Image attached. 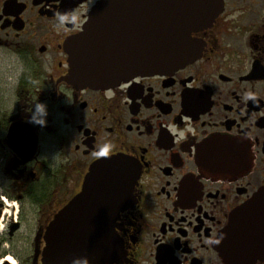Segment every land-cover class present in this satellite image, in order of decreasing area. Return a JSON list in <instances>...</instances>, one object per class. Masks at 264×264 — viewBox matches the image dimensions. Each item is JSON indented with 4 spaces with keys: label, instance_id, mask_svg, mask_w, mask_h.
Instances as JSON below:
<instances>
[{
    "label": "flooded vegetation",
    "instance_id": "af4514ba",
    "mask_svg": "<svg viewBox=\"0 0 264 264\" xmlns=\"http://www.w3.org/2000/svg\"><path fill=\"white\" fill-rule=\"evenodd\" d=\"M100 1L0 0V264H48L51 223L110 158L128 184L104 264H264V219L227 235L264 202V0H194L191 63L82 88L64 44Z\"/></svg>",
    "mask_w": 264,
    "mask_h": 264
},
{
    "label": "water",
    "instance_id": "95a60500",
    "mask_svg": "<svg viewBox=\"0 0 264 264\" xmlns=\"http://www.w3.org/2000/svg\"><path fill=\"white\" fill-rule=\"evenodd\" d=\"M193 1L101 0L81 32L64 44L68 80L82 88L106 89L130 77L168 74L191 63L198 54L191 31L207 23L202 6ZM191 17L199 22L191 23ZM126 169L117 158L91 167L81 192L48 229L44 253L48 264H72L71 258L79 256L96 257L89 264L105 263L120 199L127 189ZM256 202L232 215L227 235L236 224L252 226L264 219V202ZM248 207L251 210L243 213ZM255 230L252 237L258 233ZM73 241H77L75 249Z\"/></svg>",
    "mask_w": 264,
    "mask_h": 264
},
{
    "label": "clouds",
    "instance_id": "9594fccd",
    "mask_svg": "<svg viewBox=\"0 0 264 264\" xmlns=\"http://www.w3.org/2000/svg\"><path fill=\"white\" fill-rule=\"evenodd\" d=\"M60 19H61V21H63V20L65 19V17H64V16H61ZM41 104H42V103H41ZM43 105L45 106V117H46V115H47V108H46V105H45V104H43ZM46 122H47V121H46V119H45V122H44L43 124H46ZM55 158H56L57 160H59L58 155H56ZM73 264H80V260H79V259L74 260V261H73Z\"/></svg>",
    "mask_w": 264,
    "mask_h": 264
}]
</instances>
